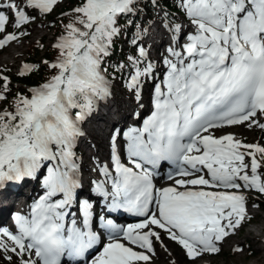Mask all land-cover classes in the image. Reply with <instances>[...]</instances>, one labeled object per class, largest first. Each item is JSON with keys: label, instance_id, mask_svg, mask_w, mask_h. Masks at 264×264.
I'll use <instances>...</instances> for the list:
<instances>
[{"label": "snow or ice", "instance_id": "obj_1", "mask_svg": "<svg viewBox=\"0 0 264 264\" xmlns=\"http://www.w3.org/2000/svg\"><path fill=\"white\" fill-rule=\"evenodd\" d=\"M60 2L0 0V49L26 34L9 33V27L20 30L36 19L32 13L49 14ZM136 3L79 0L53 46L51 78L0 110V186L44 177V192L29 214L15 215L14 230L0 227V259L8 264L14 257L15 264H150L161 233L195 264L205 254L221 253L250 219L245 193L264 195V145L216 134L239 125L264 131V0H180L192 30L182 33L183 25L168 23L165 14L174 46L163 60L162 81L154 85L151 114L123 134L127 164L113 137L111 167L99 166L104 179L93 181L108 212L123 209L144 220L121 228L100 216L107 242L94 231L93 205L76 195L75 149L85 135L83 122L112 95L104 65L121 34L119 20L133 14ZM137 47L138 54L113 71L131 68L125 86L139 99L154 66ZM32 71L25 64L20 75ZM2 81L0 104L8 103L10 91L7 77ZM162 162L172 166L173 184L156 188Z\"/></svg>", "mask_w": 264, "mask_h": 264}, {"label": "rangeland", "instance_id": "obj_2", "mask_svg": "<svg viewBox=\"0 0 264 264\" xmlns=\"http://www.w3.org/2000/svg\"><path fill=\"white\" fill-rule=\"evenodd\" d=\"M68 4H69L68 0H61V2L54 7L53 12L49 14L38 15L36 13H32L33 15H36V19L31 21L29 24L25 25L22 29L16 30L14 27L8 28L9 33L15 31L17 35H19V32L23 31L27 33L28 37H25V35H23L20 36V38L17 41H13L9 43L10 45L20 44L21 49L20 51L17 52L18 54L16 55L15 58H9V60L6 62L3 61V59L7 57L8 50L6 48L9 44L5 48L0 50V80L2 79V77L5 76L4 73L2 72L4 71L3 68L11 71L10 73L5 72L10 77H13L14 74L17 75L19 74V71L23 69V65H25V61L28 55L27 51L30 45L37 43L42 38H45L47 42H49L47 43V45H50L51 43H54L56 40H58L59 38L58 35H55V33L53 34L55 27V20H53V17H56L58 15L62 6H67ZM173 19L176 21L177 24L183 25L182 31L184 27L190 26L188 21L185 19L184 14H176L174 15ZM165 22H166L165 18L161 16V18L156 20L154 24H161L165 32H167L169 36H171V32L168 31V29L165 28L164 26ZM43 25L44 27H42ZM34 28H37L39 30L38 34L35 37L29 36L30 35L29 32L31 33V31ZM151 32H153V30H146V34L147 33L150 34ZM148 42L149 40L144 38L142 41H140V45L146 46L148 45ZM170 45L168 46V48L170 47ZM145 51L147 53L148 59L153 63L154 77H155L158 75L159 70H161V72L162 70H165V66L164 69L163 68L160 69L161 65H164L163 60L158 61L159 58L158 54L154 53L153 48L146 47ZM45 62L46 60L43 59L42 56H40L37 60L39 66L47 67L48 70L51 69L48 66L51 62H48L47 64ZM152 79L153 77H148L143 80L140 97L142 96L145 98L146 93H144V91L147 86H149V91L150 90L153 91L154 84L153 82H151ZM114 83L116 86V88L114 87V91H115L114 94L121 101L122 99H127V100L137 99L134 91H127L122 89L120 82L116 81ZM148 98H149V94H148ZM101 108L105 109L103 105H101ZM2 109L3 108L0 107V110ZM236 129H239L241 132L239 140H241L242 142L247 144L259 143L261 145H264V131H262L261 129L259 128L249 129L246 125H239L236 127ZM231 131L233 130L225 129L217 132L216 134L221 135L222 133H230ZM96 141H100V140L96 139ZM105 146H106L105 158L102 159V162L108 163L110 161V159L107 157L108 156L107 152L109 147L107 145ZM76 151L78 150L76 149ZM92 152L93 150L90 151L88 150V154H91ZM82 156H84V153L82 154ZM81 158L83 157H81V154H79L77 159V163L79 166L81 164ZM84 159H86L85 156ZM85 162L89 166L95 165L92 161L85 160ZM42 171L44 172V174H46V170H42ZM260 171L264 172V168H261ZM43 178H44L43 175L39 173L38 177H36L35 180L37 182L39 179H41V183H42ZM29 181L31 182V178H29ZM245 194L248 197L247 206H248V212L250 214V219H246L244 221L243 226L238 230V232L233 236V238L229 237L227 241L224 242L223 251L221 253L216 255H204L202 258L197 259L195 261V264H264V235L261 236L258 241L252 240L251 238V234L253 233L258 234L257 230L264 228V212H260V209H258L257 207H253V205L256 202L261 203V205L264 207V195H258L254 191L246 192ZM9 215L7 216L8 218ZM248 220H253L254 225L253 226L248 225L247 224ZM161 236H162V243L156 242L155 254L152 255L150 264H193L192 260L186 256V253L181 246L169 240L165 234L161 233ZM246 242L249 243V247H247ZM237 245L241 246L244 249L242 253L237 254L233 251V249ZM158 248L165 250L158 251L157 250ZM259 248H261L263 253L261 256H257V254L259 253L258 251ZM16 259L17 258L15 257L13 258V264H15ZM0 264H8V262L6 260L0 259Z\"/></svg>", "mask_w": 264, "mask_h": 264}, {"label": "bare ground", "instance_id": "obj_3", "mask_svg": "<svg viewBox=\"0 0 264 264\" xmlns=\"http://www.w3.org/2000/svg\"><path fill=\"white\" fill-rule=\"evenodd\" d=\"M42 27H44V25ZM191 30L192 29L190 26L183 28V31L188 32ZM38 32L39 30L37 28H34L31 33L29 32V36L35 37ZM25 37H28L27 33L25 34ZM149 38L153 42V49H157L159 50V52L161 51L162 53H166L164 47L167 44H171L173 41L172 35L169 36V34L165 32L161 24H158V27L155 28L153 32H151ZM6 49L8 50V54L7 57L3 59V61L5 62L8 61L9 58H15L18 54L17 52L20 51L21 47L20 44H13L7 46ZM159 60H162V58L159 57L158 61ZM162 68L164 69V65H161L160 69ZM158 72V75L155 76L151 82L155 80H160L161 70H159ZM162 72L164 71L162 70ZM144 93H146L145 98L141 96L139 97V99L135 100L122 99L121 101L119 98L111 97L110 102L108 100L103 101L105 105V111H102L98 106V109L93 112V114L87 119V124L85 125V129L83 130L85 135L82 137L81 140H79V143L77 144V149L80 150L79 154H81V157H83L81 158V166L84 170L85 182L88 185L91 183L92 180L96 181L100 178L99 166L103 165L102 159L105 158L106 152L105 145L111 148L112 136H115L116 143H121L122 140L120 138V133L123 130H128L129 128H132L134 125L138 124L141 118L149 112L151 98L153 97V91H149V86H147L145 88ZM236 127H230L226 129H232L233 131H231L230 133L234 134L236 138L239 139L241 132L239 129H236ZM96 139H99L100 141H96ZM88 150H93V152L91 154H88ZM83 153L86 159H84V156H82ZM107 155V157L110 158L111 151H108ZM85 160L92 161L95 165L89 166L88 164H86ZM32 189L33 188L31 187V189L29 190L27 186V191L22 190L20 192L12 194L11 197H3V200L6 202V204L3 208V212L0 213V221L4 220V223L9 222L10 219L7 216L13 209L17 210L19 208L21 212H25L29 207V197L31 196ZM35 192L38 193L40 196L44 192V189L42 188L41 179H39L37 182L35 181V189L32 192V195ZM257 231L258 234H251L252 240L258 241L260 237L264 235V228L258 229ZM233 236L234 235L230 236V238H233ZM246 244L247 247H249V243L246 242ZM157 250L161 251L165 249L158 248ZM258 251L259 253L257 254V256H261L263 254L261 248H259Z\"/></svg>", "mask_w": 264, "mask_h": 264}, {"label": "trees", "instance_id": "obj_4", "mask_svg": "<svg viewBox=\"0 0 264 264\" xmlns=\"http://www.w3.org/2000/svg\"><path fill=\"white\" fill-rule=\"evenodd\" d=\"M69 4L67 6H62L60 12L55 20L54 33L56 35H62L64 32V25L69 22V15L71 10L77 6L79 0H68ZM180 0H137L135 5L136 11L127 17L121 18L119 20V26L121 28V34L115 38L111 55L105 62L104 67L109 68V78L111 81H117L121 83L124 90H128L125 86V79L128 77L131 68L128 67L124 72L117 73L113 71V68L118 63L127 64L128 56H135L138 54V47L142 37L145 36L144 28L149 24L153 23L157 19L161 18V14L165 18L167 13L168 23H176L173 19L176 14H183L179 8ZM52 18V17H51ZM136 39L137 44H133V40ZM54 43L47 45V40L45 38L40 39L37 43L29 46L27 51L26 64L33 66V71L26 75L14 74L13 77L7 75L10 91L7 93L8 103L0 104L1 108L8 107L16 95L23 94L25 96H30V89L37 87L51 78L53 75L52 69H47V67L39 66L37 60L40 56L46 60V62H53L57 56V50L53 47ZM38 66V67H37ZM6 72H11L9 70L3 69ZM115 77L112 79V77ZM2 79L0 80V85H2ZM259 208L261 206L262 211L264 207L261 203H256ZM253 222V220H250Z\"/></svg>", "mask_w": 264, "mask_h": 264}]
</instances>
